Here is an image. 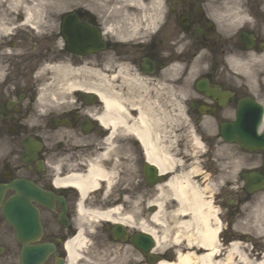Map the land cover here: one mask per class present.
Masks as SVG:
<instances>
[{
    "label": "flooded vegetation",
    "instance_id": "1",
    "mask_svg": "<svg viewBox=\"0 0 264 264\" xmlns=\"http://www.w3.org/2000/svg\"><path fill=\"white\" fill-rule=\"evenodd\" d=\"M91 1L0 0V187L10 186L3 201L16 195L13 186L26 189L28 184L53 195V209L35 203L44 228L40 242L57 246V256L43 264H58L65 257L63 241L73 234L79 195L65 181L85 172L94 155L109 151V136L112 153L131 157L141 201L156 198L157 189L169 177L160 172L163 182L149 187L143 169L145 148L134 134L120 128L114 132L101 124L100 101L90 100L78 89L66 91L59 82L66 66L104 67L106 62L109 89L124 98L130 119L138 116V103L154 102L169 114L165 118L169 126L159 128L164 137L161 146L180 154L188 170L198 164L190 179L205 192L203 199H212L222 224L214 262L242 264L243 254L250 264H261L264 0ZM101 4L108 10L106 16L100 13ZM96 31L106 48L79 53L81 47L75 42ZM146 82L154 90L148 95L134 86ZM177 109L183 116H177ZM186 130L198 137L201 149L189 147ZM246 135L255 143L243 142ZM173 171L177 173V168ZM208 186L214 187L212 196L205 189ZM103 190L93 197L102 199ZM103 203L109 206V196ZM62 215L68 227L61 226ZM234 240L240 244L228 262ZM157 247L155 253L162 252L167 260L176 259L181 251L189 264H202L200 259L209 249L188 244L184 238L162 250ZM20 249L0 210V264H20ZM131 249L137 257L128 264L153 260Z\"/></svg>",
    "mask_w": 264,
    "mask_h": 264
},
{
    "label": "bare ground",
    "instance_id": "2",
    "mask_svg": "<svg viewBox=\"0 0 264 264\" xmlns=\"http://www.w3.org/2000/svg\"><path fill=\"white\" fill-rule=\"evenodd\" d=\"M80 72L97 74L100 78L99 82L72 81L67 83L69 84L68 88L72 89L79 87L82 90L97 92L104 106V112L99 117L100 122L106 126H112V128H121L125 131L134 133L145 148L146 158L157 164L162 171L169 170L173 163L171 156H169L159 144V133L156 126H158L160 120H156L155 116L152 114L155 109L154 105H143L139 110L138 119L135 120L132 125H129L125 105L118 96L111 94L109 91V77L85 69H81ZM124 79L128 80L126 77H124ZM190 137L192 142L199 145V141L195 136ZM108 141H111V137L106 140V142ZM112 145V142L111 144L109 143V151L98 155L97 160L88 164V169L85 174H76L67 179V181H71L75 184L80 195L79 204H77L79 215V219L77 220V233L66 244L69 264H77L82 259L89 263L88 253L90 252V246L87 233L93 231L94 224L91 221L103 222L109 220L110 222H121L145 231L153 230L147 226L146 221H139L134 212H123L122 204L119 202L123 203L126 196L111 203L112 206H109L108 209L88 208L85 205L91 191L97 190L99 192V187L101 185L104 186L103 195L105 197L109 196V199L112 201L118 194L127 195L128 197V192L121 190L119 193H116L115 190L119 182V167L123 166L128 161L119 163L115 159L116 154L112 153ZM108 157L109 171L100 164L102 159H107ZM129 157L130 156L127 155L124 160H128ZM165 187L167 191L164 192L162 189L161 196L151 203L154 204L156 202L160 206V211L152 215L151 220H162L165 201L168 199H175L177 202L176 208L170 215L175 219L176 228L178 229L176 240L180 239L182 235L185 236L188 234L187 236L190 237L188 238V243L209 248L208 250H210V252H217L219 227H213L211 225L212 220L216 219V211L213 210L210 202L207 203L201 199V192L191 184L188 174L171 178ZM182 215H185V217L182 218ZM160 242V238L157 237V243L160 244ZM231 251H238L237 243L232 245ZM241 258L243 259V257ZM200 261L202 264H220L218 261H213L212 254L202 256ZM162 264L170 263L164 262ZM174 264H189V258L188 256L180 254L178 261ZM262 264H264V262Z\"/></svg>",
    "mask_w": 264,
    "mask_h": 264
},
{
    "label": "water",
    "instance_id": "3",
    "mask_svg": "<svg viewBox=\"0 0 264 264\" xmlns=\"http://www.w3.org/2000/svg\"><path fill=\"white\" fill-rule=\"evenodd\" d=\"M11 207L12 205L10 204L7 206L8 218L16 226L18 233L22 238H26L27 235H30V233H32L31 231L39 229L38 221L34 218L33 213L31 214L30 206L25 205L23 202L14 203L13 213L10 211ZM47 251V246L35 248L32 255L28 250H25L23 255V264H29L30 261H33V263L36 264L41 256Z\"/></svg>",
    "mask_w": 264,
    "mask_h": 264
},
{
    "label": "rangeland",
    "instance_id": "4",
    "mask_svg": "<svg viewBox=\"0 0 264 264\" xmlns=\"http://www.w3.org/2000/svg\"><path fill=\"white\" fill-rule=\"evenodd\" d=\"M85 77H86V79H94V80L97 79L94 76L93 77L85 76ZM94 237H93V235H88L90 250L95 252V253L94 254L93 253L88 254L89 263L82 260L78 264H115L117 262L122 261L123 253L121 252V250H119L118 247H116V248L114 247V252L110 253L109 245H107V243L105 245V240L102 237V234L101 233L98 234V236L96 238L97 245L95 243ZM119 256H120V258H119Z\"/></svg>",
    "mask_w": 264,
    "mask_h": 264
}]
</instances>
